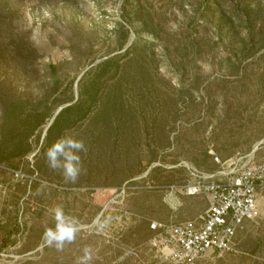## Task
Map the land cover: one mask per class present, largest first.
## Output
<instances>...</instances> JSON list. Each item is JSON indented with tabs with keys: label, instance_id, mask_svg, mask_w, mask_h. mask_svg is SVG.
Masks as SVG:
<instances>
[{
	"label": "rangeland",
	"instance_id": "obj_1",
	"mask_svg": "<svg viewBox=\"0 0 264 264\" xmlns=\"http://www.w3.org/2000/svg\"><path fill=\"white\" fill-rule=\"evenodd\" d=\"M4 11L0 128L7 100L47 117L26 154L0 163V264H153L150 223L210 204L186 186L255 146L264 160V0H0ZM258 204L241 254L197 264H264Z\"/></svg>",
	"mask_w": 264,
	"mask_h": 264
},
{
	"label": "built area",
	"instance_id": "obj_2",
	"mask_svg": "<svg viewBox=\"0 0 264 264\" xmlns=\"http://www.w3.org/2000/svg\"><path fill=\"white\" fill-rule=\"evenodd\" d=\"M257 151L255 146L249 154L226 160L217 171L201 174L198 182L185 187L186 193L203 194L210 201L198 217L150 223L153 235L143 250L153 264H197L242 253L238 233L261 217L258 200L264 194V160L255 157Z\"/></svg>",
	"mask_w": 264,
	"mask_h": 264
},
{
	"label": "trees",
	"instance_id": "obj_3",
	"mask_svg": "<svg viewBox=\"0 0 264 264\" xmlns=\"http://www.w3.org/2000/svg\"><path fill=\"white\" fill-rule=\"evenodd\" d=\"M4 13H6V11L1 13L0 18H5L7 14ZM108 65H110V61L103 63V67H107ZM101 66L102 65H100V67ZM79 110V107L72 104L62 109L54 118L53 124L48 130L47 138L51 140L53 139L52 137L59 134L58 132H60L63 126L71 119L72 114L79 113ZM64 114H67L66 121L57 127L59 119L64 116ZM46 117V113L38 111V107H33L31 101L27 99L19 98L17 100H7L2 107L3 123L0 128V163L9 165L13 158L26 154L30 148L28 138L41 125ZM54 128H56L57 131ZM53 132H55V134ZM16 138H18V141L14 144L13 141ZM206 155L209 157L207 153ZM217 167L218 165H216V168ZM212 171L215 172V169H209L207 173H213ZM149 232L150 236H152L153 231L150 228Z\"/></svg>",
	"mask_w": 264,
	"mask_h": 264
},
{
	"label": "water",
	"instance_id": "obj_4",
	"mask_svg": "<svg viewBox=\"0 0 264 264\" xmlns=\"http://www.w3.org/2000/svg\"><path fill=\"white\" fill-rule=\"evenodd\" d=\"M59 111H60V108L57 110V112H56V114H55V116L59 113Z\"/></svg>",
	"mask_w": 264,
	"mask_h": 264
}]
</instances>
